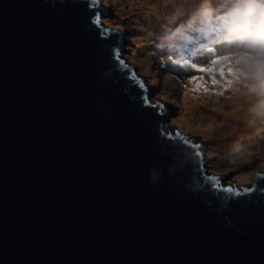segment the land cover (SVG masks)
Instances as JSON below:
<instances>
[{
	"label": "water",
	"instance_id": "95a60500",
	"mask_svg": "<svg viewBox=\"0 0 264 264\" xmlns=\"http://www.w3.org/2000/svg\"><path fill=\"white\" fill-rule=\"evenodd\" d=\"M97 14L0 0V264H264V173L224 192Z\"/></svg>",
	"mask_w": 264,
	"mask_h": 264
},
{
	"label": "rangeland",
	"instance_id": "374dc122",
	"mask_svg": "<svg viewBox=\"0 0 264 264\" xmlns=\"http://www.w3.org/2000/svg\"><path fill=\"white\" fill-rule=\"evenodd\" d=\"M99 2L105 11L101 19L103 26L124 33L122 60L135 68L136 76L148 90L150 102L157 101L167 108L165 113L169 115V120L165 124L166 132L175 133L178 129L195 137V143L203 144L200 147L208 157L209 170L227 177L223 180V186L251 185L256 172L264 173V145L252 155H242L240 150L251 145L254 138L264 137V122L256 120L247 125L234 126L231 116L226 120L220 115L243 114L239 109L242 102L249 99L245 96L246 90L242 84L233 83L230 89L224 90L221 80L217 86L210 87L208 93L193 92L186 99V90L194 87L189 83L191 76L203 75L207 80V74L196 73L184 66L185 62H192L190 55H184L180 63L166 64L162 57L166 53L156 50L152 44L161 33L166 14L174 11L177 6L188 12L198 0ZM217 79L220 80V77L217 76ZM221 92L222 95L219 94ZM203 118L205 121L200 122ZM234 129H241V133Z\"/></svg>",
	"mask_w": 264,
	"mask_h": 264
},
{
	"label": "clouds",
	"instance_id": "9594fccd",
	"mask_svg": "<svg viewBox=\"0 0 264 264\" xmlns=\"http://www.w3.org/2000/svg\"><path fill=\"white\" fill-rule=\"evenodd\" d=\"M160 35L152 41L166 53V64L204 63L216 56L239 61L235 83L242 84L249 99L250 122H264V0H198L188 12L181 6L166 14ZM158 176L151 174V183Z\"/></svg>",
	"mask_w": 264,
	"mask_h": 264
},
{
	"label": "snow or ice",
	"instance_id": "6c2138e0",
	"mask_svg": "<svg viewBox=\"0 0 264 264\" xmlns=\"http://www.w3.org/2000/svg\"><path fill=\"white\" fill-rule=\"evenodd\" d=\"M99 0H93V3H98ZM95 23L97 25H101V20L99 14L96 16ZM103 32L106 34L109 32L108 29H104ZM213 52L212 58L207 63H189L185 62L184 66L189 67L192 71L196 73L201 74H207V80L203 75H193L191 76L189 83H192L194 85L192 91L193 92H199L202 91L204 93H208L210 91V87H215L218 84L221 83V80L223 81L222 87L224 90H228L232 87L233 83H235L237 77H236V67L235 65L239 63V61H233L231 57L228 56H216L214 54V50H210ZM116 57L119 59L120 53L119 50L116 52ZM120 63L123 65L124 61L120 60ZM217 76L220 77V80L217 79ZM231 77V79H229ZM133 78L135 79V74H133ZM210 81V84H209ZM140 87L145 88V84L143 81H140ZM223 94V92L219 93ZM159 107L163 108V105H159ZM178 137L184 140L185 143H189V141L181 136L179 132L176 133ZM194 148H199V144H193ZM259 175V174H257ZM209 181H214L215 186L217 188L220 187V180L217 177H207ZM224 192L227 193H234L235 195H240V190H236L233 187L229 186L222 189ZM244 192H249L251 189L245 188L243 189Z\"/></svg>",
	"mask_w": 264,
	"mask_h": 264
},
{
	"label": "bare ground",
	"instance_id": "6f19581e",
	"mask_svg": "<svg viewBox=\"0 0 264 264\" xmlns=\"http://www.w3.org/2000/svg\"><path fill=\"white\" fill-rule=\"evenodd\" d=\"M192 94H193V91L191 89H187L186 94H185V98L189 99V97L192 96ZM248 106H249V100L245 101L244 103L242 102V107H241V110L239 109V112H242L243 114H220V115L222 116V118H224L226 120H228V118L231 116L233 118L232 125H234V126H238V124L240 126H242L243 124L247 125V123L250 122V120H251V118L247 115ZM203 121H205V118H203L202 121H200V122H203ZM181 123H185V121H182ZM210 126H212V125L210 124ZM234 130L241 133V129H239V130L234 129Z\"/></svg>",
	"mask_w": 264,
	"mask_h": 264
},
{
	"label": "trees",
	"instance_id": "16d2710c",
	"mask_svg": "<svg viewBox=\"0 0 264 264\" xmlns=\"http://www.w3.org/2000/svg\"><path fill=\"white\" fill-rule=\"evenodd\" d=\"M255 140L251 143V145L247 146L246 149L240 150V154H249L252 155L256 151H258V148L264 145V137L258 136L254 138ZM255 151V152H254ZM238 156V155H237Z\"/></svg>",
	"mask_w": 264,
	"mask_h": 264
}]
</instances>
